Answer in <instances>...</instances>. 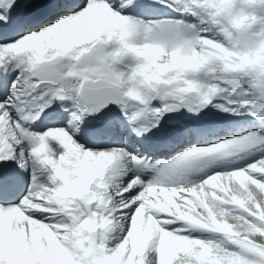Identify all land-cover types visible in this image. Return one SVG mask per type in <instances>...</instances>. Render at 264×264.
<instances>
[{
    "label": "snow or ice",
    "instance_id": "1",
    "mask_svg": "<svg viewBox=\"0 0 264 264\" xmlns=\"http://www.w3.org/2000/svg\"><path fill=\"white\" fill-rule=\"evenodd\" d=\"M0 264H264V0H0Z\"/></svg>",
    "mask_w": 264,
    "mask_h": 264
}]
</instances>
